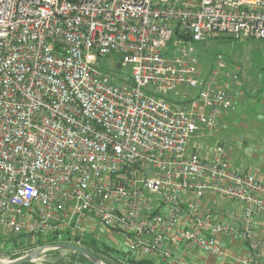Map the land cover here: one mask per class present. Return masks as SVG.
Segmentation results:
<instances>
[{
    "label": "built area",
    "instance_id": "1",
    "mask_svg": "<svg viewBox=\"0 0 264 264\" xmlns=\"http://www.w3.org/2000/svg\"><path fill=\"white\" fill-rule=\"evenodd\" d=\"M215 35L264 43V0H0V226L79 246L118 235L157 264L235 238L240 264H264V181L224 143L191 145L240 105L223 53L201 75L195 46ZM110 56L130 79L97 67Z\"/></svg>",
    "mask_w": 264,
    "mask_h": 264
},
{
    "label": "rangeland",
    "instance_id": "2",
    "mask_svg": "<svg viewBox=\"0 0 264 264\" xmlns=\"http://www.w3.org/2000/svg\"><path fill=\"white\" fill-rule=\"evenodd\" d=\"M254 43L255 42L253 41H239L231 37L215 35L205 42L197 43L195 47L197 50V55L199 56L201 63H205L204 65H213L216 55L221 52L227 58L229 70H238V66H240L244 75L242 88L245 91L244 95H246L243 98L244 102L240 101L239 107H242L244 104L248 105L247 100L250 97L251 100L254 101V108L261 109L264 107V46H251L255 45ZM256 43L261 44V42ZM119 64L121 65L120 67L118 66ZM97 67L108 73L118 82L122 81L123 79H130L132 76L131 68L123 65L121 63V59L118 56L99 58ZM196 90L197 89L195 88H180L181 93L187 91L189 94H194ZM170 97L173 100H178L181 98V96H175L173 94L170 95ZM255 117L261 119L264 118V114L263 117L260 115H255ZM255 117H253V119H255ZM251 119L252 117L250 120ZM260 131H262V135H260ZM245 132H248V134H245ZM198 136L202 137L200 141L204 140V145L206 146L203 152L197 150L202 154H206L207 151L205 150H209V148L215 146L216 144L224 143L232 164H234L233 162L236 158L240 157H243L246 160V164L250 165L261 164L264 162V127L263 129H260V127L255 128L251 124L249 129H242L235 124L234 126L228 127V129L222 128L211 135H205L202 134V132H198L192 139L191 145L193 147L197 146L196 142L199 140ZM239 169L241 168L239 167ZM0 235V240L5 242L3 246V254L0 255V258L4 260H12L11 255L18 254L24 247L19 249L20 245H17L16 249H13L14 245L12 244V241L14 240L15 236L7 233L2 226H0ZM115 236L117 237L107 239L110 243V246L126 252L127 249L124 245L125 243H123V240L119 238L118 235ZM0 244L2 243L0 242ZM34 248L36 247L24 249L29 252ZM8 252H11V254ZM23 254H25V252H23ZM58 261H64L63 264H84L80 261L71 259L70 250L65 249H62L60 254L45 251L41 253L36 259H34L33 262L36 264H52Z\"/></svg>",
    "mask_w": 264,
    "mask_h": 264
},
{
    "label": "crops",
    "instance_id": "3",
    "mask_svg": "<svg viewBox=\"0 0 264 264\" xmlns=\"http://www.w3.org/2000/svg\"><path fill=\"white\" fill-rule=\"evenodd\" d=\"M251 41H247V42H251ZM253 42H255L254 43L255 45H251V46H256V45L264 46V43L262 42L261 44L256 43L259 41H253ZM204 64H202V71H201V75L203 77L206 76L209 72V65H204ZM238 69L242 73L240 66H238ZM220 80L222 83H225L227 85L230 92L238 95L240 101L244 102L243 98L246 94L244 95L245 91L242 88V84L244 82L243 73L241 74V80L236 83L228 81L224 77H221ZM196 93L197 90L194 94L191 95L194 96ZM247 102L248 105L244 104L245 106L244 105L242 107L238 106L236 109L226 112H221L220 116L217 119L218 127L220 128V129L218 128V131L221 130L222 128L228 129V127L234 126L235 124L236 126L241 127L242 129H249L251 124L255 128L260 127V129H263L264 118L258 119L255 117V115H260L261 117H263L264 107L261 109L254 108V101L251 100L250 97L248 98ZM251 117L252 119L250 120ZM253 117H255V119H253ZM260 132H261L260 135H262V131ZM245 134H248V132H245ZM198 138L199 140L196 142L197 146L195 147V150H199L203 152L204 148H206V146L204 145L205 144L204 140L200 141V139L202 138L201 136H198ZM205 151H209V150H205ZM233 163L236 167L238 168L240 167L242 170L255 173L259 178H261L264 181V162H262L261 164L250 165V164H246V160L243 157H240V158H236ZM211 201H212V197H208L206 199V202H211ZM215 203L220 204L223 210L227 213L238 207L237 204L226 200H220V201L216 200ZM258 225L260 227L261 233H264V228L260 218L258 219ZM224 246H225V252L220 257H216L214 255L205 253L200 250L185 249L184 247L175 248L174 254L177 255L179 258H181V262H182L181 264H240L238 259H240L241 257H245L249 252L247 246L243 245L235 238H231L229 240L224 241Z\"/></svg>",
    "mask_w": 264,
    "mask_h": 264
},
{
    "label": "trees",
    "instance_id": "4",
    "mask_svg": "<svg viewBox=\"0 0 264 264\" xmlns=\"http://www.w3.org/2000/svg\"><path fill=\"white\" fill-rule=\"evenodd\" d=\"M71 240L72 239L67 235L54 236L52 238H48L45 240L39 237L35 238V237L21 235V236H15L14 240L12 241V244L14 245L13 249H16L17 245H20L19 249L23 247L29 249L31 247H37V246H42L57 242H67ZM2 241L3 240H0V242L2 243L0 244V255L3 254V246L5 244V242ZM81 246L91 251L95 255H97L103 262L107 264H157L153 259L137 258L134 255L130 254L128 251L124 252L113 246H110L109 241L105 238L97 239L94 236H86L83 238ZM24 248L21 249V251L18 254L11 255V258L15 259L23 255V251L26 250ZM61 250L62 249H56V250H49L47 252H54L55 254H60ZM8 253L11 254V252ZM70 256L71 259L75 261H80L84 264H92L85 257L79 255L76 252L70 251ZM63 262L64 261H58L52 264H63ZM26 264H36V263L29 262Z\"/></svg>",
    "mask_w": 264,
    "mask_h": 264
},
{
    "label": "water",
    "instance_id": "5",
    "mask_svg": "<svg viewBox=\"0 0 264 264\" xmlns=\"http://www.w3.org/2000/svg\"><path fill=\"white\" fill-rule=\"evenodd\" d=\"M53 249L70 250L85 257L92 264H105L97 255H95L91 251L71 242H57V243L42 245L12 260H4L0 258V264H26L29 262H33L34 259H36L41 253Z\"/></svg>",
    "mask_w": 264,
    "mask_h": 264
}]
</instances>
